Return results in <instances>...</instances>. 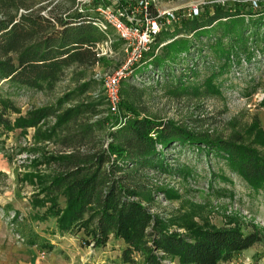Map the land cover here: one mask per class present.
Here are the masks:
<instances>
[{
  "label": "trees",
  "instance_id": "1",
  "mask_svg": "<svg viewBox=\"0 0 264 264\" xmlns=\"http://www.w3.org/2000/svg\"><path fill=\"white\" fill-rule=\"evenodd\" d=\"M25 5L20 0H0V80L42 88L54 83L63 68L74 62H84L88 57L91 62L101 59L93 47L106 33L98 30L86 9L41 13L25 7L27 11L18 12ZM243 5L240 1L233 5L204 4L196 14L174 22L168 41L161 43L162 35L158 33L142 60L151 56L149 65L162 68L165 59L175 62L181 53L190 50L187 34L216 33L215 40L208 44L223 60L217 66L213 64L215 68L202 81L205 90L215 89L213 75L228 66L233 55L242 52L249 59L253 52L249 39L261 42L264 50V8L254 15ZM177 33L186 35L176 36ZM159 43L165 49L161 56L153 54ZM167 79L172 80L169 75ZM190 88L196 94L200 92L198 85ZM190 88L181 76L177 78L175 92ZM119 91V114L126 111L120 119L110 112L93 116L96 102L91 100L62 106L69 93L55 103L31 105L24 112L8 96L0 94V135L12 128L24 131L33 125L32 137L36 141L48 138L62 146L47 149L33 159L35 165L47 163L48 170L33 167L23 174L24 179L35 184L30 196L32 205H45L38 217L53 216L60 233L82 227L93 246L104 244L109 233L121 238L123 245L114 264H217L261 239L263 234L257 225L243 231L239 225H201L190 218L178 221L171 215L151 211L143 202L149 192L135 178L144 166L165 170L163 152L157 145L165 148L177 142L213 150L248 186L262 187L264 130L258 120L249 125V131H254L248 141L242 140L241 134L213 135L184 122L142 113L134 104L140 91L132 85L120 83ZM48 116H52L50 121L46 120ZM178 170L189 171L185 165ZM58 195L64 197L62 205ZM46 246L50 248L52 242Z\"/></svg>",
  "mask_w": 264,
  "mask_h": 264
},
{
  "label": "rangeland",
  "instance_id": "2",
  "mask_svg": "<svg viewBox=\"0 0 264 264\" xmlns=\"http://www.w3.org/2000/svg\"><path fill=\"white\" fill-rule=\"evenodd\" d=\"M20 1L26 5L19 7L18 12L28 9L38 10L41 13L64 9L72 11L79 10L81 6L89 14L96 15L93 9L96 0ZM160 1L161 6L165 8L175 7L178 23L181 19L189 17L182 13L192 5L191 3H197L199 11L207 3L220 2L224 5H233L235 1H240L244 3V10L251 9L254 15L264 8V0ZM2 9L0 7V12ZM174 24L160 29L159 33L163 39L161 43L170 39L168 37L173 31ZM107 33L112 41L108 44H100L101 40H98L97 48L104 52L97 62H91L90 57L85 58V61L81 63L74 62L63 68L54 83L42 88L15 85L1 79L0 94L8 96L20 111L24 112L31 105L55 103L58 98L69 93L61 103L62 106L91 100L96 102V113L93 116L110 112L113 116L117 115L119 119L124 118L126 111L119 114V102L118 109L115 111L109 109L105 97L104 80L95 74L97 72L103 74V71L111 72L125 62L131 50L117 37L110 26ZM187 36L191 40L190 50L181 53L180 59L178 58L175 62L165 59L164 67L155 68L154 63L149 65V58H151L149 56L135 63L132 70L125 75V79L120 83L132 85L137 92L140 91V94L134 98V104L140 107L142 113L151 114L159 119L170 118L176 122H184L190 128L207 130L213 135L241 134L242 140L248 141L254 131L253 129L249 131V125L255 119L264 130L262 43L252 42L249 39L248 45L253 50L249 59L244 57L242 52L237 54L238 56L233 55L229 65L220 68V71L213 75L212 83L215 89L205 90L202 81L208 72L215 68L212 65L217 66L223 60L208 44L215 40L216 33L201 36L190 33ZM161 43L154 48V55H164L165 49L163 45H160ZM237 57L240 59L237 60ZM167 75L171 77V81L167 79ZM187 75L190 76L189 79H185ZM179 76L189 88L192 84L198 85L200 92L196 94L191 88L175 92L174 88ZM14 115L16 114L12 113V116ZM51 119L52 116L46 117L48 121ZM33 130V125L24 131L16 127L0 135V221L2 225L8 228L16 241L35 239L38 240L39 247L43 245L41 248H49L46 246L47 242L54 241L55 245H59L56 249L61 254L73 255L77 258L78 264H114L113 259L123 245L121 238L109 233L104 244L93 246V241L85 236L82 227L74 226L71 230L60 233L55 228L53 216L38 217L43 213L45 205L40 203L32 205L30 196L36 189L35 184L24 179L23 174L33 167L48 170L47 163L40 161L35 165L32 163L33 159L41 157L42 152L47 149H61L62 146L48 138L36 141L32 137ZM157 147L163 152V163L167 166L166 169L152 165L144 166L135 175V178L137 177L149 192L147 197H143V202L150 207L151 211L165 216L171 215L178 221L190 218L201 225H239L243 231H249L252 225H257L263 234L261 239L235 252L229 258L218 261L217 264H264V186L252 189L211 149L207 151L194 144H178L177 142L165 148L159 145ZM184 165L189 169L186 173L178 170ZM58 196L59 204L62 205L64 197ZM35 215L37 217H34ZM177 229L182 228L177 227Z\"/></svg>",
  "mask_w": 264,
  "mask_h": 264
},
{
  "label": "built area",
  "instance_id": "3",
  "mask_svg": "<svg viewBox=\"0 0 264 264\" xmlns=\"http://www.w3.org/2000/svg\"><path fill=\"white\" fill-rule=\"evenodd\" d=\"M191 4L182 13L183 15L192 16L198 12V4ZM93 9L96 15L91 16L92 22L99 31L106 33L100 44L111 43L112 38L107 33L110 26L117 37L131 50L125 62L111 72L103 71V74L99 72L95 74L103 78L109 109L115 111L118 109L122 78L132 70L135 63L141 62L160 29L169 27L178 16L175 7L165 8L161 6L160 0H98ZM79 10H83L81 6ZM97 46H99L98 41L94 43L93 48L100 56L104 51H99Z\"/></svg>",
  "mask_w": 264,
  "mask_h": 264
},
{
  "label": "crops",
  "instance_id": "4",
  "mask_svg": "<svg viewBox=\"0 0 264 264\" xmlns=\"http://www.w3.org/2000/svg\"><path fill=\"white\" fill-rule=\"evenodd\" d=\"M35 241V242H33ZM50 248H41L38 240L16 241L0 221V264H78L71 254H61L54 241Z\"/></svg>",
  "mask_w": 264,
  "mask_h": 264
}]
</instances>
